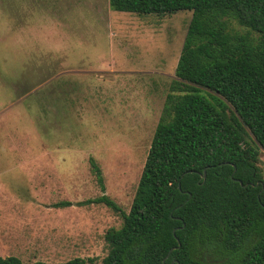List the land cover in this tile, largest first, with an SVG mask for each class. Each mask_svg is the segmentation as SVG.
Returning a JSON list of instances; mask_svg holds the SVG:
<instances>
[{"label": "rangeland", "instance_id": "1", "mask_svg": "<svg viewBox=\"0 0 264 264\" xmlns=\"http://www.w3.org/2000/svg\"><path fill=\"white\" fill-rule=\"evenodd\" d=\"M190 18L108 0H0V223L14 231L0 254L6 241L24 264L106 255L104 233L122 218L78 203L102 194L89 157L128 212ZM259 165L264 176V150Z\"/></svg>", "mask_w": 264, "mask_h": 264}, {"label": "trees", "instance_id": "2", "mask_svg": "<svg viewBox=\"0 0 264 264\" xmlns=\"http://www.w3.org/2000/svg\"><path fill=\"white\" fill-rule=\"evenodd\" d=\"M108 3L191 18L128 212L105 194L89 157L102 194L78 203L122 218L104 233L106 255L59 264H264V0ZM0 264L24 263L9 255Z\"/></svg>", "mask_w": 264, "mask_h": 264}, {"label": "crops", "instance_id": "3", "mask_svg": "<svg viewBox=\"0 0 264 264\" xmlns=\"http://www.w3.org/2000/svg\"><path fill=\"white\" fill-rule=\"evenodd\" d=\"M25 220H30V219L25 218ZM35 228L36 227L34 225H31V224L25 226L24 227V229H25V235L22 236V237H25V238L24 239H21V241L22 242H26L25 240H26V238H28V236H34V234H35V232H34L35 231ZM13 234H14V231L11 228L8 229V227H7L6 224L0 223V237L9 239L10 237H12ZM2 245L3 246H7V248H9V247L10 248L8 249L9 252L6 255L0 254L1 257H5V256H9V255H13V256L18 257L16 255V252L14 251L15 249L19 248L18 246L13 247V246H11L10 242H6V241H4V243ZM20 247L21 248H24L25 246H20Z\"/></svg>", "mask_w": 264, "mask_h": 264}, {"label": "water", "instance_id": "4", "mask_svg": "<svg viewBox=\"0 0 264 264\" xmlns=\"http://www.w3.org/2000/svg\"><path fill=\"white\" fill-rule=\"evenodd\" d=\"M205 176V173H203V177Z\"/></svg>", "mask_w": 264, "mask_h": 264}]
</instances>
